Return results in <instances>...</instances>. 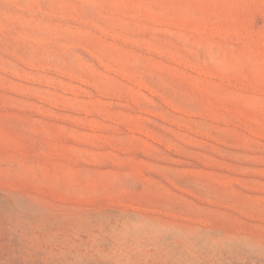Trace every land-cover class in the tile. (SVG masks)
<instances>
[{
    "label": "rangeland",
    "instance_id": "374dc122",
    "mask_svg": "<svg viewBox=\"0 0 264 264\" xmlns=\"http://www.w3.org/2000/svg\"><path fill=\"white\" fill-rule=\"evenodd\" d=\"M230 238L264 247V0H0V264Z\"/></svg>",
    "mask_w": 264,
    "mask_h": 264
},
{
    "label": "bare ground",
    "instance_id": "6f19581e",
    "mask_svg": "<svg viewBox=\"0 0 264 264\" xmlns=\"http://www.w3.org/2000/svg\"><path fill=\"white\" fill-rule=\"evenodd\" d=\"M192 237H187V242L194 246ZM213 249L215 254H218L214 263L208 262L209 258H211L208 253L194 254L191 262L171 259L168 264H264V247L246 245L242 238L239 241L222 239L214 245ZM165 259L162 258L160 261Z\"/></svg>",
    "mask_w": 264,
    "mask_h": 264
}]
</instances>
